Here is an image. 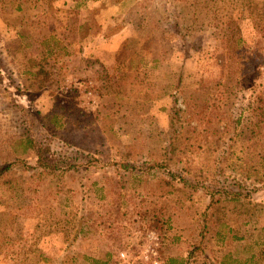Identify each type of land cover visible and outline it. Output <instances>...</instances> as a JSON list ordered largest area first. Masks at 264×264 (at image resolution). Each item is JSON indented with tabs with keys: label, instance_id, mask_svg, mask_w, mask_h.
Segmentation results:
<instances>
[{
	"label": "rangeland",
	"instance_id": "374dc122",
	"mask_svg": "<svg viewBox=\"0 0 264 264\" xmlns=\"http://www.w3.org/2000/svg\"><path fill=\"white\" fill-rule=\"evenodd\" d=\"M0 264H264V0H0Z\"/></svg>",
	"mask_w": 264,
	"mask_h": 264
},
{
	"label": "built area",
	"instance_id": "2783aa9c",
	"mask_svg": "<svg viewBox=\"0 0 264 264\" xmlns=\"http://www.w3.org/2000/svg\"><path fill=\"white\" fill-rule=\"evenodd\" d=\"M120 255H121V257H125V253L124 252H121Z\"/></svg>",
	"mask_w": 264,
	"mask_h": 264
}]
</instances>
